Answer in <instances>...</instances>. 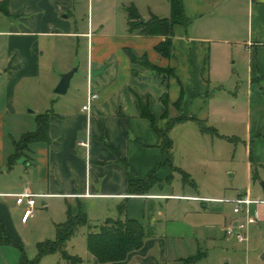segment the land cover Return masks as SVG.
Listing matches in <instances>:
<instances>
[{
	"label": "crops",
	"instance_id": "crops-1",
	"mask_svg": "<svg viewBox=\"0 0 264 264\" xmlns=\"http://www.w3.org/2000/svg\"><path fill=\"white\" fill-rule=\"evenodd\" d=\"M142 3L134 2L145 20L152 14L171 15L170 0ZM70 6V0H9L11 15L1 13L10 25L0 28V77L5 81L0 100V167L16 149L14 140V151L4 152L5 119L20 112L15 104L16 88L24 80L37 81L43 74L47 51L41 37L53 33L77 39L86 36L88 54L83 71L86 82L74 85L78 66L67 90L73 87V94L57 98L53 106L51 96L36 98L37 106L29 114L50 113L49 140L29 145L16 161L26 167L27 181L15 190L0 191V196L14 197L29 189L44 195L43 205L50 203L49 198H60L67 217L69 210L89 216L95 202V217L102 223L107 218L130 217L152 230L158 222L156 214H162L157 211L158 200L221 203V199L211 196L175 194L167 187L177 173L183 176V172L193 171L188 168L190 157L199 159V163L211 162L215 157L211 150L216 144L205 139L211 133L201 131L193 118L216 129L212 136L241 139L249 178L264 180V0H183L186 22L175 25L172 54L168 57L156 49L163 36L130 32L126 6L124 24L106 29L101 23L96 30L90 27L87 32L73 29L69 11L62 15ZM56 26L64 30H51ZM128 50L139 58L146 56L158 70L149 68L141 59H132ZM67 63L65 72L73 65ZM91 90H96L99 98L90 110H84ZM135 91L147 97L159 126L170 119L186 117L170 131L172 166L166 163L159 134L140 115ZM243 96L240 108L238 102ZM24 105L33 104L25 100ZM33 131L36 130H30ZM84 141L89 142L88 147L81 145ZM150 173L159 182L146 194H130L129 180L144 179ZM248 198L254 200L251 213L258 215L257 221L249 225V233L252 230L253 235H261L264 192L263 196ZM242 216L243 213L234 214L227 219L225 239L239 242L226 234V228ZM173 223L168 221L165 237L181 236L183 230ZM162 237L154 232L142 248L130 252L122 261L101 263L87 251L83 264H158L151 251L162 247L159 257L167 260V242Z\"/></svg>",
	"mask_w": 264,
	"mask_h": 264
},
{
	"label": "rangeland",
	"instance_id": "rangeland-1",
	"mask_svg": "<svg viewBox=\"0 0 264 264\" xmlns=\"http://www.w3.org/2000/svg\"><path fill=\"white\" fill-rule=\"evenodd\" d=\"M70 1V8L62 15L69 11V21L73 29L81 32H87L90 27L96 30L101 23L106 29H113L119 23L124 24L126 13L124 6L127 8L130 3L145 2V0ZM3 6H5L4 0H0V28H7L10 23L4 21L1 11ZM51 30L62 31L64 29L56 26ZM41 39L47 51L43 74L37 81L24 80L16 88L15 104L20 112L16 115H8L5 119V154L9 150L14 151L13 141H19L23 133L36 130L38 112L29 114V111L35 110L37 105L34 104H37L35 103L38 100L37 97L48 99L51 96L53 106L57 98L74 93L73 87L65 94L55 92L61 75L65 72L66 62L73 64L69 70L80 66V70L76 71L73 77L74 85L75 82L81 84L83 81L86 82L83 74L88 54L86 36L77 39L55 36L53 33L52 36H44ZM2 44L1 42L0 46ZM4 83V78L0 77V100L4 97ZM242 98L245 97H240V103L238 102L240 108L243 107ZM25 100H30L33 105H24ZM211 134L205 138L208 143L216 144L215 149L211 150L215 156L211 158V162L199 163V159L194 161L190 157L188 161L191 165H188V168L193 171L187 177L188 181L184 180L182 174L177 173L167 187L175 194L186 192V194L211 196L221 199V203L209 201L202 203L187 199L158 200L157 211H162V214H156L155 218L158 222L153 231L158 236L162 235L163 240L167 242L166 261H162L159 257V251L163 253L162 247H154L151 251L158 264H185V259L194 255H199L200 258L191 264H264V233L260 235L257 232L253 235L251 230L248 244L227 240L223 233L227 219L234 217L235 214L232 200L239 194L252 198L263 196L264 180L249 178L245 146L241 139H231L226 135L219 138ZM5 159V163L0 167V191L15 190L18 185L27 181V169L24 164L16 162L10 167L9 159ZM43 200L46 199L37 197L34 215L27 221H23L24 207L16 203V197L0 196V219L5 224L9 236L23 243L25 252L31 259L38 253V243L47 239H55L56 224L67 219L63 199L49 198L47 199L50 202L48 205H43ZM103 201L107 203V200ZM93 203L88 216L89 224L81 226L66 246L68 252L79 255L83 259L88 251L87 233L98 229L102 223L95 217L97 210L95 209L96 203ZM168 221L175 222L173 224L183 230L180 237H165L168 231L166 230ZM20 258L21 250L18 246H0V264H17ZM59 261L69 264L59 252L45 255L39 264H54Z\"/></svg>",
	"mask_w": 264,
	"mask_h": 264
},
{
	"label": "trees",
	"instance_id": "trees-1",
	"mask_svg": "<svg viewBox=\"0 0 264 264\" xmlns=\"http://www.w3.org/2000/svg\"><path fill=\"white\" fill-rule=\"evenodd\" d=\"M5 6L1 8L4 16H10L9 0H4ZM171 15L169 17H159L152 14L149 19L141 21V14L135 4L127 6L128 25L130 32L137 31L142 35L163 36L164 40L160 42L156 49L163 56H170L173 48L174 27L176 24H184L186 22L184 16L183 0H170ZM128 54L134 60H143L145 64L152 69L158 70L157 67L150 64L143 56L137 57L128 50ZM136 103L139 108L140 115L148 119L153 128L160 137V147L165 155L166 163L170 166L172 163L173 140L170 137V131L178 120L170 119L164 126H159V119L155 117L150 109L149 102L145 95L134 92ZM49 116L50 113H42L37 116V129L33 132L24 133L19 141L15 142L16 152L9 158V166L20 159L29 145L39 140H49ZM199 125L201 131L216 133V129L206 125L202 120L193 118ZM184 180L188 181L189 173L183 172ZM159 180L150 173L146 178H132L129 180L128 191L130 194H146L152 186ZM89 224L88 216L81 211L73 214L68 211V217L64 222L56 224V238L47 239L38 243V253L36 257L29 258L25 252L22 242L16 241L7 233L5 224L0 220V245H15L21 250V258L17 264H39L40 260L48 254L59 252L62 258L69 264H83V258L76 254H71L66 249L68 242L76 235L78 229ZM154 231L149 229L141 221L135 218H107L99 228L89 231L86 238L88 251L95 256L101 263H110L125 260L128 254L138 250L144 246L145 239L152 236ZM200 258L199 255L191 256L185 259V264H191ZM54 264H63L59 261Z\"/></svg>",
	"mask_w": 264,
	"mask_h": 264
},
{
	"label": "built area",
	"instance_id": "built-area-1",
	"mask_svg": "<svg viewBox=\"0 0 264 264\" xmlns=\"http://www.w3.org/2000/svg\"><path fill=\"white\" fill-rule=\"evenodd\" d=\"M99 98V93L96 90H91L88 93L87 103L83 106L84 110H90L91 104ZM83 146H89L88 141L81 142ZM16 203L24 207L23 221H27L29 217L34 215L37 206V197L44 196L40 193H34L29 189L14 194ZM254 200L248 197H238L232 200L234 204V213L237 215L244 214L241 218H237L233 223L226 228L227 235L233 236L239 242H248L249 240V225L256 222L258 219L257 213L252 214L250 210L251 203Z\"/></svg>",
	"mask_w": 264,
	"mask_h": 264
},
{
	"label": "water",
	"instance_id": "water-1",
	"mask_svg": "<svg viewBox=\"0 0 264 264\" xmlns=\"http://www.w3.org/2000/svg\"><path fill=\"white\" fill-rule=\"evenodd\" d=\"M144 20H145V18L141 17V21H144ZM76 70H77L76 68H73L70 71H67L61 75V80H60L59 84L57 85L55 92H57L59 94H64L67 92V90L70 86L71 79H72ZM263 257H264V255H263Z\"/></svg>",
	"mask_w": 264,
	"mask_h": 264
}]
</instances>
